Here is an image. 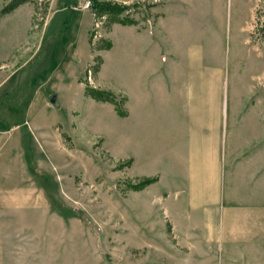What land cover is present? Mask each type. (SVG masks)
Instances as JSON below:
<instances>
[{"label": "rangeland", "instance_id": "obj_1", "mask_svg": "<svg viewBox=\"0 0 264 264\" xmlns=\"http://www.w3.org/2000/svg\"><path fill=\"white\" fill-rule=\"evenodd\" d=\"M12 1L0 0V264H264V0H107L128 6L119 15ZM133 19L144 35L115 33L97 86L112 24ZM158 49L210 80L215 199L205 177L190 187L191 118L185 98L156 91Z\"/></svg>", "mask_w": 264, "mask_h": 264}, {"label": "crops", "instance_id": "obj_2", "mask_svg": "<svg viewBox=\"0 0 264 264\" xmlns=\"http://www.w3.org/2000/svg\"><path fill=\"white\" fill-rule=\"evenodd\" d=\"M117 31L127 32L137 39H141L145 33L144 29H139V25L135 19L125 23L114 22L112 24L110 30V37L112 41L110 42V46L108 48L102 50L103 62L97 75V78L99 79L97 86L102 88L104 86L100 78L103 73V68L106 65V54H110L115 48L116 42L114 40V36ZM156 58L157 63L155 62L154 56L152 65L153 71L158 73L159 76L156 91L161 92L162 96L165 98L168 97L169 100H171L175 93L179 97L185 98L186 109L191 118L188 132L191 152L189 161L190 169L188 171V181L190 183V187L198 183L203 184V179L205 177V179L210 182V185L208 186L209 194L215 199L217 195V173L219 164L218 153L221 150L220 136L222 133L221 126L223 125V116L220 117V121L218 116L213 117L211 120L208 116V87L210 80L208 79V76L207 78L194 80V78H192V67L188 70L184 67L179 69V67L171 64L172 60L169 55L159 49L156 53ZM150 61L151 60H149V62ZM169 62L170 64H167ZM211 85H213V88L216 90L213 94V98H219L218 80L213 79L211 81ZM93 99L96 100L95 98ZM95 102L112 110L113 104L110 102L98 100ZM183 108L185 109V106ZM114 110L116 111L115 108ZM127 112L128 113L126 115L119 116L123 119H127L130 117L129 108L127 109ZM191 190L188 189L187 192H190Z\"/></svg>", "mask_w": 264, "mask_h": 264}, {"label": "trees", "instance_id": "obj_3", "mask_svg": "<svg viewBox=\"0 0 264 264\" xmlns=\"http://www.w3.org/2000/svg\"><path fill=\"white\" fill-rule=\"evenodd\" d=\"M22 1L23 0H13L12 3L8 5V8L10 9ZM92 8L97 9L98 13L102 15L103 14L119 15L124 9L128 8V6L118 4V3H113L107 0H92ZM129 21H126V22H129ZM88 91H90V93H92L94 97L98 99H109L110 100V99H113L114 97L113 93L107 90L89 88Z\"/></svg>", "mask_w": 264, "mask_h": 264}, {"label": "water", "instance_id": "obj_4", "mask_svg": "<svg viewBox=\"0 0 264 264\" xmlns=\"http://www.w3.org/2000/svg\"><path fill=\"white\" fill-rule=\"evenodd\" d=\"M50 101L52 103H55V104L58 102V95H57V93H53V95L50 97Z\"/></svg>", "mask_w": 264, "mask_h": 264}, {"label": "built area", "instance_id": "obj_5", "mask_svg": "<svg viewBox=\"0 0 264 264\" xmlns=\"http://www.w3.org/2000/svg\"><path fill=\"white\" fill-rule=\"evenodd\" d=\"M84 7H85V8H90V7H92V1H91V0H87V1H85V3H84Z\"/></svg>", "mask_w": 264, "mask_h": 264}]
</instances>
